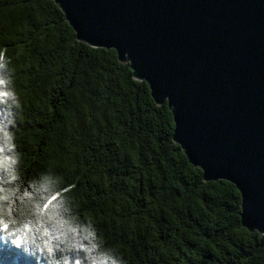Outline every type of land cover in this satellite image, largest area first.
<instances>
[{
    "label": "trees",
    "instance_id": "16d2710c",
    "mask_svg": "<svg viewBox=\"0 0 264 264\" xmlns=\"http://www.w3.org/2000/svg\"><path fill=\"white\" fill-rule=\"evenodd\" d=\"M0 49L14 92V103L0 97V122H12L23 191L52 177L120 264H264V236L242 228L235 187L203 181L172 140L166 103L113 50L79 42L50 0H0ZM0 148L11 155L3 137ZM14 258L36 264L6 244L0 264Z\"/></svg>",
    "mask_w": 264,
    "mask_h": 264
},
{
    "label": "water",
    "instance_id": "95a60500",
    "mask_svg": "<svg viewBox=\"0 0 264 264\" xmlns=\"http://www.w3.org/2000/svg\"><path fill=\"white\" fill-rule=\"evenodd\" d=\"M76 39L113 50L205 183L240 195V223L264 236V0H50Z\"/></svg>",
    "mask_w": 264,
    "mask_h": 264
},
{
    "label": "clouds",
    "instance_id": "9594fccd",
    "mask_svg": "<svg viewBox=\"0 0 264 264\" xmlns=\"http://www.w3.org/2000/svg\"><path fill=\"white\" fill-rule=\"evenodd\" d=\"M10 71L4 50L0 49V88L5 89L0 93L7 94L0 97H7L14 103ZM5 110L0 107V112ZM11 123V120L0 122V137L11 152L6 156V165L0 166V252L7 244L35 257L36 264H120L113 250L97 241L95 227L70 212L65 199L61 198L56 205L43 210L47 197L57 189L52 177L43 176L33 185L46 183L47 191L30 194L21 189L14 167L19 156L11 151L12 135L8 131ZM9 164L13 167H7ZM17 260L14 258L13 264Z\"/></svg>",
    "mask_w": 264,
    "mask_h": 264
},
{
    "label": "snow or ice",
    "instance_id": "6c2138e0",
    "mask_svg": "<svg viewBox=\"0 0 264 264\" xmlns=\"http://www.w3.org/2000/svg\"><path fill=\"white\" fill-rule=\"evenodd\" d=\"M7 95L6 93H0V96H5ZM6 143V141H5ZM3 152V149L0 148V153ZM7 157L0 155V166H5L7 163ZM33 191L34 192H43L47 191L46 188V183H41L39 186H33ZM61 199V193L59 192L58 189L53 190V192L47 197L44 205H43V210L47 211L50 207L54 206L57 204V201Z\"/></svg>",
    "mask_w": 264,
    "mask_h": 264
}]
</instances>
